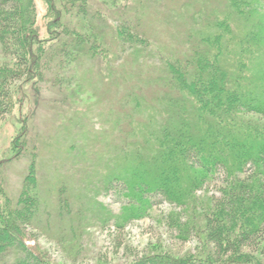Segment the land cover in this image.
Returning <instances> with one entry per match:
<instances>
[{
    "label": "trees",
    "instance_id": "trees-1",
    "mask_svg": "<svg viewBox=\"0 0 264 264\" xmlns=\"http://www.w3.org/2000/svg\"><path fill=\"white\" fill-rule=\"evenodd\" d=\"M45 1L42 33L34 0H0V55L12 58L0 60V117L9 113L14 95L22 97L28 85L38 92L45 77H53L51 87L60 90L65 72L83 60L94 61L97 78H109L117 60L112 46L130 50L128 55L148 56L142 29L120 7L107 11L90 0ZM258 1L226 0L222 12L207 7L206 0L189 2L185 7L194 13L183 27L190 29L186 37L193 45L158 56L160 74L150 80L158 93L142 106L147 113L138 101L147 99L133 95L134 90L122 99L131 109L122 117L134 124L127 133L130 150L102 162L100 170L98 162L92 171L100 175L110 167L104 186L112 181L124 186L120 193L126 201L118 218L137 217L150 206L152 194L179 206L200 205L201 231L213 247L206 256H151L131 264H263L258 256L241 254L243 249L264 254V15L255 6ZM49 102L63 117L71 109L65 97ZM19 134L14 142L23 143L24 132ZM107 152L114 153L111 148ZM1 169L0 162V264H55L27 228L44 226L60 242H71L65 236L83 227L81 222L74 225L78 214L72 209L70 182L68 188L62 181L51 184V194L59 192L51 200L55 207L41 212L32 162L16 197L7 192ZM220 170L217 195H195ZM87 186L82 180L81 187ZM97 205L111 216L103 204ZM40 216L44 224L37 220Z\"/></svg>",
    "mask_w": 264,
    "mask_h": 264
},
{
    "label": "rangeland",
    "instance_id": "rangeland-1",
    "mask_svg": "<svg viewBox=\"0 0 264 264\" xmlns=\"http://www.w3.org/2000/svg\"><path fill=\"white\" fill-rule=\"evenodd\" d=\"M34 1L36 20L44 33L46 1ZM148 1L90 0L94 7L101 10L110 11L120 7L131 23H137L142 29V39L147 43L143 51L148 56L128 55L130 50L122 52L120 47L115 49L112 46L117 60L112 65L109 78H97L94 61L83 60L78 68L72 67L65 72L66 81L62 82L60 90L51 87L53 77H45L46 81L39 84L38 92L28 85L22 97L14 95L9 113L0 117L1 174L11 196L16 197L22 190L31 162L37 173L41 212L47 206L55 207L51 200L55 201L52 198H56L59 192L53 196L51 184L62 181L67 186L64 187L68 188L67 183L70 182L72 209L78 214L74 225L81 222L83 227L74 235L66 232L72 234L71 237L65 236L71 242H60L62 238L44 226L27 228L55 264H131L144 257L183 259L206 256L212 251L211 243L201 231L203 220L200 205L179 206L162 195L152 194L148 196L150 206L144 212L137 217L121 219L118 216L121 217L126 200L120 191L124 186L118 181L104 186L105 173L110 167L106 172L105 169L100 171V175L92 172L94 169L100 170L102 162L111 161L110 157L116 156L114 159H117L127 149L130 150L132 139H128L127 133L133 131L134 124H129L122 117L123 113L131 111L123 106L125 94L134 90L133 95L147 99L138 100L141 108L146 107V103H151L158 91L150 84L151 78L156 79L160 74L158 56L175 55L179 49H189L193 45V39L186 37L190 29L186 31L183 26L188 22V15L194 13V8H186L185 5L194 3V0ZM206 1L210 2L207 7L219 12L227 5L226 0ZM124 6L128 7L124 9ZM255 6L264 15V0L256 2ZM199 22L203 25V18ZM104 33L109 37L108 31ZM11 59L9 54L0 55V60ZM59 78L62 77H54L56 80ZM54 97H65L66 104L70 106L65 117L50 109L49 101ZM130 103H134V100ZM143 108V114L147 113ZM22 131L24 135L21 139L24 142H14ZM109 147L114 151L110 156L107 152ZM118 147H122L121 153L117 151ZM96 166L99 168L96 169ZM86 174L89 177L85 178ZM222 177L220 170L212 181L197 189L195 195H217V186ZM82 180L88 185L86 189L81 187ZM97 204H103L111 216L107 217ZM42 216L37 220L44 224ZM71 243L72 246H67ZM241 254L258 256L264 264L263 253L260 255L243 249Z\"/></svg>",
    "mask_w": 264,
    "mask_h": 264
}]
</instances>
